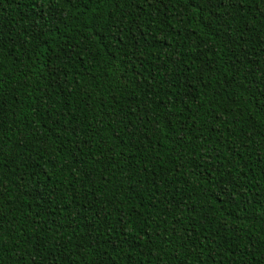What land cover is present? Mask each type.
I'll use <instances>...</instances> for the list:
<instances>
[{
    "label": "trees",
    "instance_id": "16d2710c",
    "mask_svg": "<svg viewBox=\"0 0 264 264\" xmlns=\"http://www.w3.org/2000/svg\"><path fill=\"white\" fill-rule=\"evenodd\" d=\"M264 0H0V264H264Z\"/></svg>",
    "mask_w": 264,
    "mask_h": 264
},
{
    "label": "snow or ice",
    "instance_id": "6c2138e0",
    "mask_svg": "<svg viewBox=\"0 0 264 264\" xmlns=\"http://www.w3.org/2000/svg\"><path fill=\"white\" fill-rule=\"evenodd\" d=\"M262 14H264V13H262Z\"/></svg>",
    "mask_w": 264,
    "mask_h": 264
}]
</instances>
